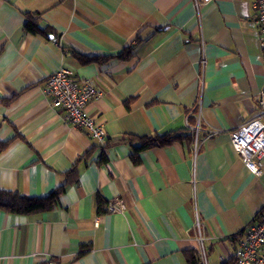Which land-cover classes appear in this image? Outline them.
Instances as JSON below:
<instances>
[{
    "label": "crops",
    "instance_id": "crops-1",
    "mask_svg": "<svg viewBox=\"0 0 264 264\" xmlns=\"http://www.w3.org/2000/svg\"><path fill=\"white\" fill-rule=\"evenodd\" d=\"M254 3L0 0V99L15 96L0 102V140L11 139L0 152V188L46 195L99 144L44 91L61 66L93 81L87 111L106 136L193 132L191 142L147 148L136 160L126 143L107 147L102 163L95 148L59 205L0 211V264H186L187 250L221 264L233 255L232 237L264 210V158L253 174L230 140L256 115L264 83ZM26 11H40L52 37L25 31ZM128 43L130 59L81 64L72 55H116ZM97 194L125 209L97 214ZM81 244L91 248L79 256Z\"/></svg>",
    "mask_w": 264,
    "mask_h": 264
},
{
    "label": "built area",
    "instance_id": "built-area-1",
    "mask_svg": "<svg viewBox=\"0 0 264 264\" xmlns=\"http://www.w3.org/2000/svg\"><path fill=\"white\" fill-rule=\"evenodd\" d=\"M254 22L260 28V45L264 52V0H255ZM45 93L53 104L64 112V118L73 126L84 128L87 134L103 142L105 130L87 111V104L98 95L94 83L89 78H81L68 67H59L45 78ZM257 113L230 131V140L240 154L245 167L255 175L262 171L264 158V83L256 96ZM198 130V127H196ZM218 130H209L212 135ZM109 212L123 211L122 201H109ZM197 226L198 221H197ZM202 264H207L203 251ZM236 264H264V210L258 221L243 228L233 250Z\"/></svg>",
    "mask_w": 264,
    "mask_h": 264
},
{
    "label": "trees",
    "instance_id": "trees-1",
    "mask_svg": "<svg viewBox=\"0 0 264 264\" xmlns=\"http://www.w3.org/2000/svg\"><path fill=\"white\" fill-rule=\"evenodd\" d=\"M24 23L23 29L35 35H40L42 37H47L49 33H53L50 26H41V12L40 11H26L24 13ZM138 39H136V42ZM135 43L126 44L121 51L116 55L102 56L93 55L87 56L83 55L77 51H72V55L81 64L86 63H103L110 58L117 57L119 59H130L132 57V49ZM15 96L10 98L0 99V102L10 103ZM133 97H127L124 99L126 107H129L130 101ZM19 137V133L15 130L13 138ZM193 138V132L190 130H174L165 133H149L143 135L135 134H121L116 137H110L105 135L103 142L99 141V144H94L92 147L80 154L72 165L64 172H59L61 180L59 184L52 189L46 195L32 196L19 193L15 190H7L0 188V211L12 213V214H32L36 212L50 210L53 207L59 205L60 196L65 191L66 187L71 184L78 183L79 170L78 165L80 162L87 163L90 156L92 155L95 148H99L101 153L98 162L102 163L106 161V156L104 150L112 145L126 143L132 152V157L136 160L138 153L141 150L155 147L168 145L173 141H189L191 142ZM97 140V139H96ZM11 139L0 140V152L4 150L10 143ZM109 200L104 199L100 194L95 197V208L96 213L101 214L109 212L107 208ZM260 212L256 214V218L253 221L260 218ZM241 232L238 235H234L232 239L239 238ZM91 248L90 244H81L78 249V255L86 253ZM186 264H201V260L198 256L197 250H187L185 251ZM221 264H236L235 258L230 256Z\"/></svg>",
    "mask_w": 264,
    "mask_h": 264
},
{
    "label": "water",
    "instance_id": "water-1",
    "mask_svg": "<svg viewBox=\"0 0 264 264\" xmlns=\"http://www.w3.org/2000/svg\"><path fill=\"white\" fill-rule=\"evenodd\" d=\"M49 37H52V34H49Z\"/></svg>",
    "mask_w": 264,
    "mask_h": 264
}]
</instances>
